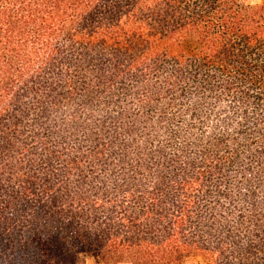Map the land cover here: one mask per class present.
I'll return each mask as SVG.
<instances>
[{"label": "trees", "instance_id": "1", "mask_svg": "<svg viewBox=\"0 0 264 264\" xmlns=\"http://www.w3.org/2000/svg\"><path fill=\"white\" fill-rule=\"evenodd\" d=\"M264 264V2L0 0V264Z\"/></svg>", "mask_w": 264, "mask_h": 264}, {"label": "rangeland", "instance_id": "2", "mask_svg": "<svg viewBox=\"0 0 264 264\" xmlns=\"http://www.w3.org/2000/svg\"><path fill=\"white\" fill-rule=\"evenodd\" d=\"M243 1V0H241ZM247 2H253V3H262L264 2V0H245ZM200 260L199 259H196V258H192L190 259L186 264H199Z\"/></svg>", "mask_w": 264, "mask_h": 264}]
</instances>
